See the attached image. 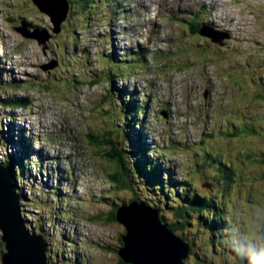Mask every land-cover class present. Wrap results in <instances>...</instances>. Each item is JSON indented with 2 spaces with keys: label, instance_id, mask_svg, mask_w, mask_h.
<instances>
[{
  "label": "rangeland",
  "instance_id": "374dc122",
  "mask_svg": "<svg viewBox=\"0 0 264 264\" xmlns=\"http://www.w3.org/2000/svg\"><path fill=\"white\" fill-rule=\"evenodd\" d=\"M66 2L67 15L53 33L48 15L32 0H0V82L18 85L12 93L0 88V160L14 154L16 168L20 160L26 163L15 187L21 218L47 241L52 264L118 262L124 228L105 218L111 205H122L133 192L111 185L113 165L92 139H105L109 129L114 138L122 127L116 111L129 112L133 103L143 114L131 122L127 140L116 138L117 145L126 141L130 157L150 161L155 181L167 183L164 189L151 182L144 192L137 183L133 187L147 204H156L165 223L183 224L173 228L190 243L183 264H234L231 247L264 264V0H94L98 6L83 12ZM143 2L151 6L147 12ZM170 4L202 7L180 25L176 10L168 11L175 19L160 20ZM59 5L62 0L51 1L53 8ZM21 22L38 27L35 33L25 24L40 44L16 31ZM190 23L229 36L222 45L212 43L191 35ZM157 24L160 32L154 33ZM138 45L141 51L149 46L145 57L130 58L127 51ZM107 91H121L126 106L113 104ZM10 97H28V106L9 108L4 102ZM242 123L253 132L244 128L233 138ZM142 126L148 145L137 149ZM3 136L13 143L3 144ZM23 137L33 141L28 154ZM208 149H219L221 160L233 166L228 183L214 174L212 161L199 164ZM181 183L192 195L214 201L209 212L227 216L225 231L210 217L197 221L192 214L185 223L166 208Z\"/></svg>",
  "mask_w": 264,
  "mask_h": 264
},
{
  "label": "water",
  "instance_id": "95a60500",
  "mask_svg": "<svg viewBox=\"0 0 264 264\" xmlns=\"http://www.w3.org/2000/svg\"><path fill=\"white\" fill-rule=\"evenodd\" d=\"M51 1L32 0L40 12L48 15L54 26L52 32L57 33L67 15L68 6L66 0H62V10L59 7L53 8ZM25 24L21 23L16 31L24 37L34 38L40 44L42 39L39 34L30 32ZM37 28L34 27L32 30L36 33ZM198 34L218 43L223 37H227L207 27H201ZM49 36L50 33L48 38ZM7 177L6 188L3 190L2 185ZM6 192H12L10 197H7ZM2 200L5 203L4 207L1 206ZM115 219L124 228L122 246L117 250L120 260L128 264H182L189 245L171 232L154 206L144 202L125 203L118 206ZM0 229L5 247L1 258L2 264H29L25 261L29 257H36L41 264H50L46 257L47 242L42 234L39 235L33 228L29 229L21 218L19 196L13 189L11 173L8 167L2 164H0ZM30 264H34V261L31 260Z\"/></svg>",
  "mask_w": 264,
  "mask_h": 264
},
{
  "label": "trees",
  "instance_id": "16d2710c",
  "mask_svg": "<svg viewBox=\"0 0 264 264\" xmlns=\"http://www.w3.org/2000/svg\"><path fill=\"white\" fill-rule=\"evenodd\" d=\"M67 1H70L71 3H73L74 6H77L76 7L77 9L75 10V12L76 11L83 12L90 7L95 8L98 6L97 4H95L94 0H67ZM195 14H193L192 17H195ZM21 23H25V22H21ZM27 25L30 28H34V26H32L30 24H27ZM202 26H204V25H201L198 23H190L187 26V30L189 31V33L191 35H193V34L196 35V34H198V30ZM159 32L160 31H158L157 33H159ZM75 39L77 40V38H73L72 42L75 43ZM140 48L141 47L139 45L134 47L132 49V52H135V53H133V54L138 55V51H140ZM76 51H77V49H76ZM136 55L129 54V57L132 56V57L138 58V56H136ZM140 56L142 58H144V56L142 55V52H141ZM83 57L85 58L84 55H83ZM84 62H85V59L82 60V63H84ZM84 66H86V64H84ZM113 66H117V65L113 63ZM117 70L118 71L120 70V66H117ZM2 77H3V74H2ZM109 79L110 78L107 76L106 80H109ZM91 82L95 83L96 81L93 80ZM24 85L25 84H22V85H20V87H23ZM17 87H18V85L13 84V83H10L7 85V84H2L0 82V88H4L5 92L12 93L14 91H18ZM106 95H108L110 97L111 102H113V104L119 105V108H120V105L126 106L125 100L122 99L123 94L121 93V91H118L117 93L107 91ZM119 97H120V100L116 101L117 98H119ZM26 100H28V97H23V98L14 99V100H13V97H10L9 99H6V101L4 103L9 108H17V109L18 108H26L28 106V103ZM104 105L105 104H102L101 106H99L98 109L101 110ZM129 105H131L130 110H129V108L126 107L129 112H127L126 110L124 112L116 111V115H118V117L120 119H122V127L119 128L120 130L118 129V132L116 133L115 137L113 138L111 129H109V130L105 131V133H104L106 140L103 138L93 137L92 144L95 145L96 147H98L99 153L101 154V156H103L107 160H110V162L113 165V171L111 172V175L114 177L111 180V181H113L111 183V185H114L117 188H124V189H127V190L133 192L132 196L130 197L129 200L128 199L122 200L123 204H125L124 201H126V202H133L134 201V202H139V203L140 202L146 203L143 199H141L139 197L138 193L134 190L133 184L137 183L139 186L138 190H141L144 192L145 190L143 188L149 187L151 182L153 183V185L158 184L159 186L163 187L164 189H166L165 187H167V183L164 182L163 179L160 182L155 181L154 174L151 175V173H150L151 169H153V166H152L150 161L147 160V161H142L139 163V158H136L134 156V159H132L130 157V154H128V152L126 151V141L121 142L120 147H118V145H117L116 138L117 139L119 138L121 140H123L125 138L127 140L126 134L128 133L129 126H131V124H132L131 122L136 121L137 115L143 114V109H141V107L137 106L136 103L128 104V106ZM244 128L246 129L247 132H250V131L253 132L249 125L246 126L244 123H242L241 131H239L238 133H234L233 138L235 137L237 139L241 134H243ZM141 130H142V128L140 127V131ZM230 137L232 138L231 133H230ZM9 140L11 141L10 144H12L13 141L10 138H7L5 136L2 137L3 144H5ZM22 142H23L22 146L24 147L23 151L25 152V154H28L27 153V147L31 146V141H30V139L23 138ZM136 147H137V149L146 148L143 138L138 140ZM210 150H212L214 152H219L220 155L216 156V157H212L209 154ZM145 153H146V151H143V154L146 157ZM243 153H244V151H243ZM221 155L222 154H221V151L219 149H214V150L208 149V151L207 150L204 151L203 155L201 157H199L198 160H199V164H201V166L206 164V163H209V160L212 161V163H215L214 168H215L216 172L214 174H216V176H218L217 174H219L221 176V178L223 180H226V183H228V180H230L232 177V171H231L230 176L227 178L228 172L230 171V167L232 169L233 166L230 164V167H229V165L226 162H223V160H221ZM247 155H250V154H247ZM27 156L28 155L25 156L26 160H28ZM20 161L21 162H20L19 167L16 168V165L19 162V158L16 155L12 154L10 157L7 154H5L2 156V159L0 160V163L4 166L8 167V169L11 173V181L15 185V186L13 185L14 190H15V187L17 188L16 181H18L20 179L19 175L23 174L25 172V167H27L26 163L23 162V160H20ZM262 161H264V158ZM158 172L160 173V171H158ZM127 181H128V183H127ZM183 186L185 187L188 185H187V183H181L179 185L178 188L180 189L181 192L179 191L176 199L173 197L170 198L171 202L170 201L168 202L166 208H168L171 211V213L173 215H175L176 217L182 218L183 219L182 221H184L185 223H186V221L184 219L186 217H188V215H192V214H196V220L197 221L208 220L210 217V218H212V221H214L216 223V228L219 230V232L225 231L226 230V227H225L226 222L223 220H227V216H224L222 214L215 215L214 213L211 214L209 212V208L215 206L214 201L209 199L208 197H204V196L197 197L195 195H192L188 189L183 190L182 189ZM175 192H177L176 188H175ZM168 194L169 195L172 194L175 197V195L172 192H168ZM169 195H168V197H169ZM19 197H20V195H19ZM192 201L194 203H192ZM111 206H113L114 209L112 211H110L109 217L105 218V221L107 223H111L113 221H116L115 216H116V210L118 208V205H115V203H114ZM152 206H154V208H156L155 203H153ZM99 215H95L92 218L98 217ZM159 217L164 220L165 216L159 214ZM182 225L183 224L181 222H174L173 224L168 225V227L171 230V232L173 233V228H178V227H181ZM220 226L224 227V228H221ZM122 234H120V237H119V245L116 249V253H117V250L122 246V239H121ZM173 234H175V233H173ZM177 236L182 238L185 243H188V245L190 247V243L185 241V238L182 234L177 235ZM217 241H219V240H217ZM4 251H5V247H4V243L1 240V229H0V264H2L1 258H2V254L4 253ZM230 252H232L233 254L236 255L235 259L233 260L234 264H254V261H250L248 258H244L241 255V253H239V251H237L235 248L231 247ZM46 257L48 258L49 263H53V261L50 262L48 255ZM183 262H184V260H183ZM183 262H182V264H183ZM79 264H82V263H79ZM115 264H128V263L123 262L119 258L118 262H116Z\"/></svg>",
  "mask_w": 264,
  "mask_h": 264
},
{
  "label": "bare ground",
  "instance_id": "6f19581e",
  "mask_svg": "<svg viewBox=\"0 0 264 264\" xmlns=\"http://www.w3.org/2000/svg\"><path fill=\"white\" fill-rule=\"evenodd\" d=\"M163 1V0H162ZM175 5H173V4H170L169 6H168V8L167 9H172L173 7H174ZM142 7L144 8V10L147 12V9L148 8H150L151 9V6H149L148 4H146L145 2H143V5H142ZM200 7H202V6H200ZM59 8L62 10L63 9V7H62V5H59ZM178 10H186L189 14H191V15H193V14H195L196 13V11L195 10H193L192 8H185V6H181V5H179V6H177L176 7ZM60 11V10H59ZM232 21V20H231ZM228 22H230L229 20H228ZM159 31V25L157 24L156 26H155V29H154V33H157ZM8 69H10V67L8 68ZM9 71H12V70H9ZM8 180V177H7V179H4V182H3V185H2V189L4 190L5 188H6V181ZM8 188V187H7ZM6 191V190H5ZM11 191V190H10ZM3 193V192H2ZM7 193V197H10V195H11V193L12 192H6ZM4 205H5V203H4V201L2 200L1 201V206L2 207H4ZM6 211V209L5 210H3V213ZM33 253V252H32ZM38 257V256H37ZM31 260H33L34 261V264H41L38 260H37V258L36 257H29V258H27V259H25V261H27V263H31ZM238 263V262H237Z\"/></svg>",
  "mask_w": 264,
  "mask_h": 264
},
{
  "label": "clouds",
  "instance_id": "9594fccd",
  "mask_svg": "<svg viewBox=\"0 0 264 264\" xmlns=\"http://www.w3.org/2000/svg\"><path fill=\"white\" fill-rule=\"evenodd\" d=\"M212 30V29H211ZM213 31V30H212ZM224 35H227V37H225V38H228V33H223ZM199 35V34H198ZM199 36H201V35H199ZM202 37H205V36H202ZM207 38V37H206ZM209 39V38H208ZM212 43H217V42H214V41H212L211 39H209ZM123 204V203H122ZM47 242V241H46ZM46 255H47V253H46ZM51 262V261H50Z\"/></svg>",
  "mask_w": 264,
  "mask_h": 264
},
{
  "label": "flooded vegetation",
  "instance_id": "af4514ba",
  "mask_svg": "<svg viewBox=\"0 0 264 264\" xmlns=\"http://www.w3.org/2000/svg\"><path fill=\"white\" fill-rule=\"evenodd\" d=\"M206 38V37H205ZM211 185H213L211 182H207V186L211 188Z\"/></svg>",
  "mask_w": 264,
  "mask_h": 264
}]
</instances>
